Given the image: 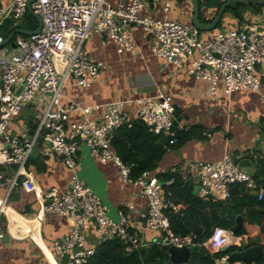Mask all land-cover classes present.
Here are the masks:
<instances>
[{"label": "built area", "instance_id": "built-area-1", "mask_svg": "<svg viewBox=\"0 0 264 264\" xmlns=\"http://www.w3.org/2000/svg\"><path fill=\"white\" fill-rule=\"evenodd\" d=\"M144 3L145 0H124L114 7L107 0H11L0 9V22L9 17L19 22L29 6L42 19L38 32L16 33L10 55L0 56V239L6 235L1 218L9 219L7 209L11 194L19 184L27 191L37 189L26 167L40 138L70 170L67 188L51 186L38 190L39 215L57 214L68 223V234L53 243L55 254L67 256V264H85L95 253L94 248L86 246L83 233L90 223L97 225L105 239L119 236L129 242L131 248L144 245L137 232L130 231L129 214L119 211L117 219L109 216L101 197L80 178L76 161L82 143L102 162H113L122 180L140 186L142 196L147 199L144 226L160 233L161 244L197 245L194 236L176 234L172 230L167 211H178L181 205L166 198L164 183L147 172L132 180L130 166L124 164L111 147L117 129L130 127L136 121L172 136L170 142H173L175 130L172 128L176 121L178 125V120L171 97L159 94L155 98L144 96L89 106L76 101L64 105L63 90L69 82L88 87L107 68L106 61L92 59L85 45L93 34L105 36L119 51H134L135 40L128 31L133 24L151 37L157 57L176 67H183L189 61V73L208 80L212 93L217 92L220 84L229 94L244 89L259 90L256 67L264 60V23L243 22L238 27L205 36L191 22L141 14ZM2 39L0 35V42ZM30 103L43 107L37 128L31 131L23 122L18 131L12 132L10 125ZM128 104L135 106L132 114L127 109ZM74 112L79 119L71 117ZM194 168L197 194L202 200H227L232 186L237 183H244L249 191L257 192L259 199L264 198V190L251 174L240 169L228 152L216 161H196ZM128 207L130 211L132 205ZM8 224L11 229L15 227L10 220ZM236 239L231 230L215 227L200 245L215 252ZM228 256L215 257L213 264H228Z\"/></svg>", "mask_w": 264, "mask_h": 264}, {"label": "crops", "instance_id": "crops-1", "mask_svg": "<svg viewBox=\"0 0 264 264\" xmlns=\"http://www.w3.org/2000/svg\"><path fill=\"white\" fill-rule=\"evenodd\" d=\"M107 1L118 7L124 0ZM219 1L221 0H210L202 7V16L208 20L205 23L214 18ZM10 3L11 0H0V9ZM167 3L168 10H165ZM141 14L167 16L180 22H191L193 16L190 0H145ZM222 22L223 25L217 27V23L213 30L203 31V35L209 36L224 28L236 26L228 16ZM243 22L264 23V6L258 9L246 8L243 11ZM128 31L135 40L136 47L132 52L119 51L114 42L100 34H93L86 41L85 45L92 59L106 61L107 68L88 87L69 82L63 90L62 103L67 105L69 101H76L89 106L144 96L155 98L159 94H166L171 97L177 109V127L202 125L205 138L191 139L178 148L168 147L156 172H165L178 165L194 181L197 193L194 163L199 160L216 161L228 152L237 162L246 156L250 160L246 163L247 170L252 174L254 170L249 168L250 165L256 166L257 159L264 156V130L261 121L264 119V60L256 67L260 80L259 90L244 89L229 94L223 84H220L217 92L212 93L208 80L196 78L189 73V61L183 67H176L155 55L151 37L140 26L133 24ZM12 50L13 46L8 43L0 47V56H9ZM134 108L133 104L127 105L131 114ZM42 109L37 103L27 104L19 119L10 125L11 131H18L23 122L34 131ZM95 116L99 118V112ZM71 117L79 119L75 112L71 113ZM32 156L39 158V162L27 163L26 169L32 173L37 189L27 191L19 184L9 198V219L1 218L6 235L0 239V264H67V256L56 255L53 243L68 234V223L57 214L45 212L39 215L41 202L38 190L51 186L67 188L70 170L59 157L49 151L48 145L40 138L30 157ZM76 167L80 178L101 197L109 216L117 219L119 211L127 212L143 246L154 242L161 244L160 233L144 226L147 199L142 196L138 184L122 180L120 171L113 162H102L84 143L78 150ZM129 205H132L130 211ZM8 220L14 228L11 229ZM251 229H254L251 235L236 236L235 243L238 246L246 244L250 237H256L257 228L252 226ZM83 233L86 246L95 250L105 240L104 233L95 223H90Z\"/></svg>", "mask_w": 264, "mask_h": 264}, {"label": "trees", "instance_id": "trees-1", "mask_svg": "<svg viewBox=\"0 0 264 264\" xmlns=\"http://www.w3.org/2000/svg\"><path fill=\"white\" fill-rule=\"evenodd\" d=\"M182 2L183 0H176ZM225 0L218 3V7ZM210 0H199L202 22L206 20L201 13L204 5ZM264 4H243L231 2L226 6L217 27L223 25L226 16L232 18L238 27L243 21V11L246 8L258 9ZM218 10V9H217ZM216 10V11H217ZM35 18L27 11L24 17L17 22L12 17L3 19L0 24V32L3 37L9 36L17 28L31 30L36 28ZM179 117V116H178ZM264 130V119H261ZM204 126L194 124L189 127L176 128L174 141L172 136L150 128L142 121H136L132 126H122L117 129L111 141L113 151L120 157L122 162L130 166V177L136 180L147 172L155 175L162 181L165 196L174 204L181 205L178 211L168 209L170 225L176 234L191 235L197 243V251L191 258L182 264H213L214 258L221 254H228L237 249L250 245H260L263 255L257 262H244L245 264H264V198L259 199L258 194L249 191L244 183H237L231 188V196L224 201L202 200L195 192L194 181L187 177L177 165L165 172H156L159 162L163 158L167 148H178L182 144L194 138H205ZM39 158L30 157L29 162L38 163ZM237 161V160H236ZM256 170L252 174L255 182L264 190V156L257 159ZM172 180L167 184L165 181ZM237 215L243 216V224L234 234L235 236L251 235L252 226L257 228V235L244 245H234L227 251L220 249L215 252L208 251L200 243L206 240L215 227L230 230L235 224ZM130 227V231L134 232ZM139 236V235H138ZM168 247L158 242L147 246L131 248L125 239L115 236L105 239L85 264H165L168 258Z\"/></svg>", "mask_w": 264, "mask_h": 264}, {"label": "water", "instance_id": "water-1", "mask_svg": "<svg viewBox=\"0 0 264 264\" xmlns=\"http://www.w3.org/2000/svg\"><path fill=\"white\" fill-rule=\"evenodd\" d=\"M231 2H240L243 4H253V5H258V4H264V0H225L218 8L217 13L215 14L214 18L208 22H202L199 19V14H200V7H199V0H190L191 6H192V19L191 22L192 24L197 27L201 31H210L215 28L217 23L220 21L224 10L227 5H229ZM28 12L35 18L37 22V26L34 29L27 30L24 28H17L14 30L9 36L3 37L2 41L0 42V47L10 43L12 46H15L13 37L16 33H21L24 35H30L35 32H38L42 26V19L41 16L34 13L30 6L28 7ZM0 35H2V32H0ZM3 36V35H2ZM175 107V106H174ZM178 117L177 109L175 107V117ZM177 128V121L175 122V125L173 126L172 130H176ZM247 161H250L247 159L246 156L242 160H240L238 163V166L240 167L241 170H243L246 173L249 170H247L248 165L246 164ZM252 170L255 172V165L253 164L250 165ZM252 172V174L254 173ZM251 174V175H252ZM243 224V216L242 215H237L235 219V224L234 226L231 227V232L235 234L238 229L241 227ZM237 245L235 242H230L222 247H220L221 251H227L229 250L232 246ZM197 251V245L192 244L189 246H176V245H171L168 247V258L165 261V264H182L187 262L191 256ZM263 255V249L262 246L260 245H250L245 248L237 249L233 252L229 253L228 256V262L234 263V262H257Z\"/></svg>", "mask_w": 264, "mask_h": 264}, {"label": "rangeland", "instance_id": "rangeland-1", "mask_svg": "<svg viewBox=\"0 0 264 264\" xmlns=\"http://www.w3.org/2000/svg\"><path fill=\"white\" fill-rule=\"evenodd\" d=\"M248 242V241H247Z\"/></svg>", "mask_w": 264, "mask_h": 264}]
</instances>
